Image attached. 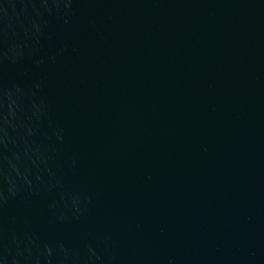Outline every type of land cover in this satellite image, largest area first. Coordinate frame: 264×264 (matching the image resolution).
Here are the masks:
<instances>
[{"label": "water", "instance_id": "obj_1", "mask_svg": "<svg viewBox=\"0 0 264 264\" xmlns=\"http://www.w3.org/2000/svg\"><path fill=\"white\" fill-rule=\"evenodd\" d=\"M0 264H264V0H0Z\"/></svg>", "mask_w": 264, "mask_h": 264}]
</instances>
